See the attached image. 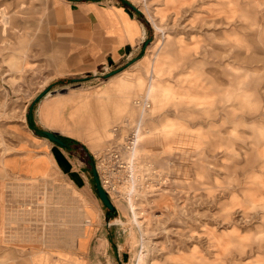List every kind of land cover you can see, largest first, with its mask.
Masks as SVG:
<instances>
[{"label":"rangeland","instance_id":"rangeland-1","mask_svg":"<svg viewBox=\"0 0 264 264\" xmlns=\"http://www.w3.org/2000/svg\"><path fill=\"white\" fill-rule=\"evenodd\" d=\"M124 1L140 11L128 8L144 41L96 66L100 32L79 7L118 0H0V264L38 252L81 258L84 227L110 231L106 248L91 249L97 264H264V0ZM31 107L38 133L91 152L89 166L77 161L84 182L9 167L51 143L30 128ZM139 118L133 155L118 151L115 168L107 150ZM93 165L114 186L104 190L115 214L97 196Z\"/></svg>","mask_w":264,"mask_h":264},{"label":"crops","instance_id":"crops-1","mask_svg":"<svg viewBox=\"0 0 264 264\" xmlns=\"http://www.w3.org/2000/svg\"><path fill=\"white\" fill-rule=\"evenodd\" d=\"M78 14L80 16H92L97 29H99V40L103 43L101 48H103L104 56L99 59L95 64L96 66L103 63L104 60L106 61L107 58L117 63L126 58L127 55L131 56L143 43L147 33L146 28L136 16L132 14L128 8L122 7L120 3L108 2L105 6H98L95 3H84L80 5ZM83 55L84 53L82 56ZM144 59L145 57H142L141 61ZM152 88V80H150L145 93L147 96H149ZM168 94L169 89H166L164 98H166ZM116 111L117 110H115L113 114H116ZM49 112L50 107L44 105L40 107L39 115L45 118ZM104 118L103 122L98 126L101 132H106L109 122L108 114H106ZM32 137L35 140H39L35 136ZM63 138L67 139L65 142L63 141L65 144L64 147L49 143L50 145H44L45 147H42L39 152L40 154L35 160L24 159L22 161H14L8 164L9 167L18 173L19 176L30 178L40 177V171H48L49 173L50 170L54 169L63 176H66V179L70 181L71 185H79L80 182H84L82 178L85 173L84 171L81 172L77 170V161L83 160L84 165L89 166L88 159L92 156L91 152L82 142L68 136ZM93 169L94 165L91 168V173ZM33 172H36V174H32ZM86 184L88 185V183ZM109 240L110 231L108 229L98 227L92 230L90 227H84L75 240V249L79 254H82L83 257L79 258L73 255L63 256L60 252H50L47 254L38 252L31 254L28 263L97 264L95 259L91 257V249H94V252L97 253L100 246L107 247ZM57 242L58 241L55 240L49 243L53 244ZM57 248L59 249V246H57Z\"/></svg>","mask_w":264,"mask_h":264},{"label":"built area","instance_id":"built-area-1","mask_svg":"<svg viewBox=\"0 0 264 264\" xmlns=\"http://www.w3.org/2000/svg\"><path fill=\"white\" fill-rule=\"evenodd\" d=\"M134 105L137 108L138 107H142V109L147 108V103L144 100V98L143 99L139 98V99L135 100L134 101ZM140 118H142V117L140 116ZM140 118L137 121L133 122V123H130L129 121L124 122V126L125 125H130L129 129L127 131V134H128V132H129V134L125 138L124 143L121 145L120 148H118L116 150H114L113 148L107 150L106 154H107L108 158H110V161H112L111 164L115 168L116 167H122V164H123L122 160H121V157H120V154H119L118 151H122L123 150V151H126L127 153H130L131 155H133L134 148L136 146V140H137V137H138V134H139V131H140V125H141V119ZM122 128H125V127L122 126ZM117 130H118V127H115L114 131H117ZM101 163L104 166V169H106V170H108L110 165H111V164L105 165V162H104L103 159L101 160ZM116 163H120V164L117 165ZM99 182H100V185L103 188V190H104L105 185L114 187L112 184L111 185L109 184V178H107V179H101L100 178Z\"/></svg>","mask_w":264,"mask_h":264},{"label":"water","instance_id":"water-1","mask_svg":"<svg viewBox=\"0 0 264 264\" xmlns=\"http://www.w3.org/2000/svg\"><path fill=\"white\" fill-rule=\"evenodd\" d=\"M131 9L133 11H135L137 14L140 13V11L138 9H136L135 7H133V6H131ZM49 91H50V87H48L43 92H41L34 99V101L32 102L31 106H33L35 103L39 102ZM42 135H43V138L47 139L51 143H54V144H56V145H58L60 147H64L65 146L63 141L59 138V134L58 133L42 131ZM92 176H93V181H94V185H95V190H96V193H97V196H98L99 200L101 201V203L103 204V206L107 209V211L109 213L115 214L116 210H115L114 206L112 205L108 195L106 194V192L101 187L95 168L92 170Z\"/></svg>","mask_w":264,"mask_h":264},{"label":"trees","instance_id":"trees-1","mask_svg":"<svg viewBox=\"0 0 264 264\" xmlns=\"http://www.w3.org/2000/svg\"><path fill=\"white\" fill-rule=\"evenodd\" d=\"M119 1V3H120V5L122 6V7H125V8H131V5L128 3V2H126V1H124V0H118ZM32 109H33V107H31V109L29 110V112H28V114H27V122L30 124L29 126H30V128L31 129H33V131L36 133V135H38V136H40V137H43V135H42V132H40V133H38V129H37V127H35V126H33L32 125ZM36 137V136H35ZM38 138V137H37ZM59 138L62 140V141H66L67 139L66 138H63V137H61V136H59Z\"/></svg>","mask_w":264,"mask_h":264},{"label":"bare ground","instance_id":"bare-ground-1","mask_svg":"<svg viewBox=\"0 0 264 264\" xmlns=\"http://www.w3.org/2000/svg\"><path fill=\"white\" fill-rule=\"evenodd\" d=\"M8 22H9V21H8ZM8 22L6 21V19L4 20V26H5V28L3 29L4 32H6V28L9 27V26H7ZM146 97H147V96H146Z\"/></svg>","mask_w":264,"mask_h":264}]
</instances>
